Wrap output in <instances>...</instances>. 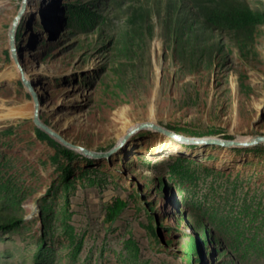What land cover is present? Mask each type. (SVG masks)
Listing matches in <instances>:
<instances>
[{
	"label": "rangeland",
	"instance_id": "obj_1",
	"mask_svg": "<svg viewBox=\"0 0 264 264\" xmlns=\"http://www.w3.org/2000/svg\"><path fill=\"white\" fill-rule=\"evenodd\" d=\"M22 1L0 0V115L28 113L0 119V218L15 220L0 264H264V143L142 129L108 158L73 150L108 151L143 121L264 136V0H27L17 67ZM36 106L54 136L38 135ZM116 197L128 205L108 224Z\"/></svg>",
	"mask_w": 264,
	"mask_h": 264
},
{
	"label": "water",
	"instance_id": "obj_2",
	"mask_svg": "<svg viewBox=\"0 0 264 264\" xmlns=\"http://www.w3.org/2000/svg\"><path fill=\"white\" fill-rule=\"evenodd\" d=\"M26 11H27V0H23L20 9L17 11V13L14 15V17L11 21L9 32H8L10 52H11V55H12L16 65H17V67H18V62H17L18 57H17L16 45H15L16 31H17L19 23H20L23 15L26 13ZM19 69H20V66H19ZM20 73H21L20 75H21V79H22L23 83L26 85L27 89L30 90V88L27 86V84L24 81V73L22 71ZM32 120H33L34 124L40 130L45 131L47 134H49L51 136H54V132L51 129V127L48 126L45 122H43L40 119L39 110H38L37 106L34 109ZM142 129L155 130L157 132H160V133L176 140L177 142L189 144V145H218V146L228 147V148H233V147L247 148V147L257 145L259 143H264V136H261V135H255V136H252L251 138H247V139H238V138L222 139V138L215 137V136L188 137V136L176 133L175 131L170 130L166 127L160 126L153 121H143V122L136 124V126H134L133 128H131L126 133V135L120 141H118V143L112 149H110L108 151H94L92 149L80 147V146H74L73 148L79 150L81 154L88 156L90 158H104V157L108 158L111 156L112 153H114L115 151L120 149L126 143V141L129 137H131L135 132L140 131ZM157 223H159L158 220H157ZM158 225L159 224H157V228H159ZM160 238L162 240L161 236H160Z\"/></svg>",
	"mask_w": 264,
	"mask_h": 264
},
{
	"label": "trees",
	"instance_id": "obj_3",
	"mask_svg": "<svg viewBox=\"0 0 264 264\" xmlns=\"http://www.w3.org/2000/svg\"><path fill=\"white\" fill-rule=\"evenodd\" d=\"M194 3L198 6L204 5L205 3L203 1L198 2L197 0H192ZM181 4L184 5V0H180ZM187 10V9H185ZM185 14L186 11H185ZM188 15V14H187ZM193 20V18H192ZM38 135L42 136L41 130L38 128ZM62 153L68 158V159H74L76 156H78V153H75L74 151H69L67 149H62ZM128 203L126 200L116 197L112 201H110L106 208H105V216L104 221L108 224L114 223L120 215L123 213L125 208L127 207ZM15 226V220L12 218H0V230L9 231L12 230ZM194 253L197 255L201 254L200 246L199 244H193Z\"/></svg>",
	"mask_w": 264,
	"mask_h": 264
},
{
	"label": "bare ground",
	"instance_id": "obj_4",
	"mask_svg": "<svg viewBox=\"0 0 264 264\" xmlns=\"http://www.w3.org/2000/svg\"><path fill=\"white\" fill-rule=\"evenodd\" d=\"M29 11L30 12H32V11L35 12V10H32V9L31 10L29 9ZM25 115H28V113L26 111L23 112V111L20 110V108L11 107V108H6L5 109V112L0 115V119L16 121L17 119L22 118ZM124 121H126V120H124ZM134 126H136V124H134V125L133 124L132 125L130 124L129 126H127L126 129H125V133H123L122 135H120L119 141ZM137 132H135L134 134H136ZM237 138L238 139H247V137H243V136H240V137H237ZM73 150H75L77 152H80L79 150L74 149V148H73ZM150 155L152 156V158L154 159V161L160 162L161 160H165L168 157V151L159 144V145H155V146L152 147V150H151Z\"/></svg>",
	"mask_w": 264,
	"mask_h": 264
}]
</instances>
